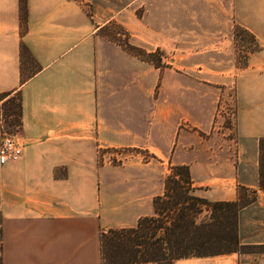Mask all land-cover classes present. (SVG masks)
Wrapping results in <instances>:
<instances>
[{"label": "crops", "instance_id": "1", "mask_svg": "<svg viewBox=\"0 0 264 264\" xmlns=\"http://www.w3.org/2000/svg\"><path fill=\"white\" fill-rule=\"evenodd\" d=\"M142 1L91 0L86 6L79 0H26L24 12L23 0H0V142L3 107L17 97L24 144L18 162L0 164V264H102L103 231L133 228L154 214V199L161 194L158 166L102 165L100 148L147 149L157 160L159 152L169 158L174 151V163L190 164L184 154L189 132L179 128L190 118V77H161L154 65L102 35L111 22L130 27L127 11ZM204 17L218 20L214 30L197 39L186 35L183 51L222 50L230 41L223 21L226 30L237 24L264 46V0H228L227 7ZM197 19L202 20L200 13ZM235 83L239 142L236 176L230 180L235 188L225 198L209 191L200 195L210 200H236L239 185L259 188L264 50L250 56ZM244 214L241 240L264 244L245 239ZM176 264H264V254Z\"/></svg>", "mask_w": 264, "mask_h": 264}, {"label": "rangeland", "instance_id": "2", "mask_svg": "<svg viewBox=\"0 0 264 264\" xmlns=\"http://www.w3.org/2000/svg\"><path fill=\"white\" fill-rule=\"evenodd\" d=\"M79 1L89 6L91 0ZM194 1L190 3L189 0H143L127 11V23L130 27L122 23L111 22L102 30V35L106 39L158 68L161 77L168 73L175 77L183 75L190 77V100L189 106H186L190 118L182 121L179 127L189 132L187 152L184 154L188 157L190 164L174 163V151L169 158L163 157L159 152L160 158L157 160V157L147 149L108 148L112 164L107 166L112 168L151 164V167L158 166V172L161 173L158 189L159 193L163 194L166 180L173 174V169L185 166L190 169L191 173L192 165L195 173H191V177L196 194L203 196L206 191H209L211 194L215 193L218 197L225 198L235 188L230 180L236 176V155L239 142L235 80L239 72L248 66L250 56L264 50V46L254 34L237 24H231L233 26L231 32L226 30L228 25L225 22L228 21H223V30L227 32H224L227 34L224 38L230 41L227 45L224 43L223 47L221 46L222 50H209L203 53L199 50L191 53L183 51V41L186 35H194V39H197L199 35L212 33L218 20H206L204 15H212L220 10V7H227L228 0ZM189 13H196V18L193 19L194 16H192L189 19ZM199 13L202 15V20L197 19ZM131 17L132 19L129 20L128 18ZM132 34L139 35L140 38H133ZM134 41L137 42H135L137 46L133 45ZM175 62L176 66H174ZM184 64H190V67L184 68ZM170 69H173L175 73ZM221 76H227L229 80L221 81L219 80ZM186 80L185 78V86L187 85ZM181 81L182 78H180V85L183 84ZM177 84L178 81L175 85ZM180 90H182L181 87ZM175 93L177 95L176 90ZM18 100L19 98L16 97L3 107L2 139L4 131L19 135L21 127L15 122L14 117L19 111L20 102ZM181 103L176 96V108L181 110ZM220 178H226L227 181ZM197 183H202V185L199 186ZM236 191V200H208L228 202L237 201L242 197L248 201L249 204L244 209L254 208L249 212H242L244 209L240 212V214L245 213L242 216L245 239L255 237L258 240H264V190L260 187V174L258 189L239 185ZM252 221H256L257 224H250ZM249 225L253 227L249 228ZM252 229L255 230L254 234H252ZM244 241H242L244 245L250 246L246 247L249 249L246 250V254H264V244H249Z\"/></svg>", "mask_w": 264, "mask_h": 264}, {"label": "trees", "instance_id": "3", "mask_svg": "<svg viewBox=\"0 0 264 264\" xmlns=\"http://www.w3.org/2000/svg\"><path fill=\"white\" fill-rule=\"evenodd\" d=\"M14 117L21 127V104ZM259 174L264 190V139ZM248 204L242 197L212 202L198 196L190 169L178 166L166 180L163 194L155 197L152 216L141 218L133 228L101 233L102 264H176L188 258L246 253L250 246L241 241L239 216Z\"/></svg>", "mask_w": 264, "mask_h": 264}, {"label": "built area", "instance_id": "4", "mask_svg": "<svg viewBox=\"0 0 264 264\" xmlns=\"http://www.w3.org/2000/svg\"><path fill=\"white\" fill-rule=\"evenodd\" d=\"M24 151V144L18 133L13 134L7 131L3 132V139L0 143V164L18 162ZM100 162L102 165H111V156L109 157L108 149L100 148Z\"/></svg>", "mask_w": 264, "mask_h": 264}]
</instances>
